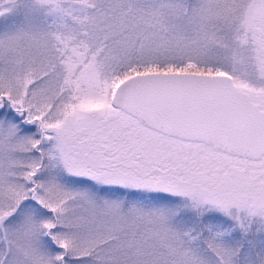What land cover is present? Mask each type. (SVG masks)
Segmentation results:
<instances>
[{"label":"snow or ice","instance_id":"6c2138e0","mask_svg":"<svg viewBox=\"0 0 264 264\" xmlns=\"http://www.w3.org/2000/svg\"><path fill=\"white\" fill-rule=\"evenodd\" d=\"M0 264H264V0H0Z\"/></svg>","mask_w":264,"mask_h":264}]
</instances>
